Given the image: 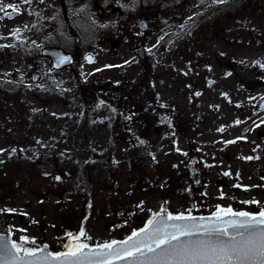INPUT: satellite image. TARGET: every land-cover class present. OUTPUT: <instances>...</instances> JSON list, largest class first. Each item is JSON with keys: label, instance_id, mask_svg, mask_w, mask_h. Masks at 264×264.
I'll return each mask as SVG.
<instances>
[{"label": "rangeland", "instance_id": "obj_1", "mask_svg": "<svg viewBox=\"0 0 264 264\" xmlns=\"http://www.w3.org/2000/svg\"><path fill=\"white\" fill-rule=\"evenodd\" d=\"M112 1L71 0V45L62 47L75 64L63 71L51 72L45 46L30 44L37 32L19 29L23 46L11 32L8 72L21 76L0 87V229L59 251L122 238L161 209L264 211V112L254 111L264 95V0L243 1L217 19L207 11L227 0ZM100 5L114 14L92 22L87 15ZM141 18L146 32L137 26ZM33 69L43 72L37 84L30 81ZM105 100L119 102L121 117L116 108L106 116ZM85 112L99 123L90 141L74 149ZM129 138H139L149 155L134 176ZM103 153L102 167L113 156L117 172L68 196L64 187L74 169L62 163L77 157L82 165ZM81 231L86 235L77 241Z\"/></svg>", "mask_w": 264, "mask_h": 264}, {"label": "snow or ice", "instance_id": "obj_2", "mask_svg": "<svg viewBox=\"0 0 264 264\" xmlns=\"http://www.w3.org/2000/svg\"><path fill=\"white\" fill-rule=\"evenodd\" d=\"M7 8L17 11L15 5ZM4 10L0 0V11ZM148 225L123 242L99 245L98 250L85 252L88 245L77 242L69 252L51 256L52 264H115L117 260L127 264H264V211L254 215L219 208L210 218L168 214L166 219L149 220ZM85 235L81 231L75 239ZM28 257L37 258L36 250L0 241L3 264H35Z\"/></svg>", "mask_w": 264, "mask_h": 264}, {"label": "flooded vegetation", "instance_id": "obj_3", "mask_svg": "<svg viewBox=\"0 0 264 264\" xmlns=\"http://www.w3.org/2000/svg\"><path fill=\"white\" fill-rule=\"evenodd\" d=\"M243 1L251 2V0H227V2L225 3L229 4L231 10H236L237 4H242ZM113 2L115 3V0L112 1V3ZM9 4L15 5L17 7V11L12 12L10 8H7V5ZM71 4V0H30V2L28 3H25V0H3L5 10L0 11V87L10 84L11 76H21L20 74H18L19 72H17V69H15L12 75L10 74V72H8L10 70V63L9 61L7 62V54L10 53V38L12 37V30L15 33L17 45L23 46L28 43L27 39H24L23 33L18 32L19 29H24L26 27L31 31H35V33L37 32L39 35L38 38L31 39L30 44L51 47L56 46L62 48L66 53L71 54L70 51H67L62 47V44L64 43L71 45ZM100 6V8L98 9V13L87 15V18L92 22L93 20L97 19L103 21L108 17L110 13H112V15L114 14L113 10H110L108 12V8L106 11V9H103L102 5ZM248 7L250 6H244V9L246 10L248 9ZM221 9H218L217 11ZM91 25L93 26V24ZM101 26L102 24H99L96 27ZM96 32L97 31L93 30L94 34H91V36L95 35ZM17 34H19L20 37H18ZM75 35L77 43H84V40H81V38L79 37L80 35H78L77 33ZM94 40L96 41V37H92L90 40H88V43L94 42ZM111 40L112 39L106 36L101 37L102 42H108ZM120 40H122V37L119 36L114 40V42L117 43L120 42ZM1 58H3V62H1ZM21 62H24L25 65H27L26 61L23 59V56H21ZM50 67L51 72H55L70 68L71 65L62 68L61 70H56L53 68L52 62L50 60ZM33 71H38L43 76L42 71L38 69H33L32 72ZM20 82L24 81L20 79ZM153 113H155V110L153 111Z\"/></svg>", "mask_w": 264, "mask_h": 264}, {"label": "trees", "instance_id": "obj_4", "mask_svg": "<svg viewBox=\"0 0 264 264\" xmlns=\"http://www.w3.org/2000/svg\"><path fill=\"white\" fill-rule=\"evenodd\" d=\"M159 5H163L166 7L167 2L163 1L161 4ZM155 6V8L159 11L160 9H162L161 7ZM171 12L170 9L165 8L164 13L169 14ZM210 12H213L210 11ZM151 13H152V9H151ZM92 89H89V92L87 93V95H90L91 98V92ZM93 95L96 93H92ZM98 100V99H97ZM95 102V104L97 103H101L100 100H98ZM115 104L116 107L113 106H106V105H110V103H106L105 100V104L104 106L107 107V109L105 108L104 112H106V116H110L112 113V111L110 109H114L116 108V113H118L119 117H121V112L119 110L118 104L119 102L117 100H115ZM92 103H89V106H92ZM102 106V107H104ZM101 113H103V111L101 109L97 110V115H100ZM98 118V117H97ZM99 118L97 119V121H94L93 119L89 118V115L85 114L81 117V121L79 122V130L78 133L76 134V136H74V144H73V148L74 149H80L79 148V143L80 140L83 141H90V132L92 130H94V128L98 125ZM80 131V132H79ZM128 156H129V169H130V175L132 174L133 176L137 173V171L141 170L144 166H146L149 162L147 158H149V155L146 154V150H145V146L144 143L142 141H140V139L138 138H129L128 139ZM147 145V143H146ZM103 154L99 155L98 158H96L94 161H85L82 165H78L80 164V160L77 159V157L72 158L71 160H67L64 161L62 163L63 167L65 166H69L71 167V169H74L71 172V179H69V181L67 180L66 184H65V192L67 191V195H81L83 193V191H91L93 189V187L100 183L101 181H105L106 179L108 180V178H111L112 173L115 171L117 172V167L118 165L115 164V162L113 161L114 158L113 156H110L107 165L105 167L103 166V163L105 162L104 158H106V156H103ZM108 158V157H107ZM196 159V158H195ZM194 159V160H195ZM192 157L189 156L188 160L186 161V163H184V168H189V164H191ZM67 163H71V166L68 165ZM80 167V168H77ZM68 169V168H67ZM60 173L65 176L66 171H64L63 168H61V170L59 169ZM186 181V174L183 177V181ZM71 192V194L69 193ZM68 206V203H67ZM91 204L89 205V208L91 209ZM115 238V237H114Z\"/></svg>", "mask_w": 264, "mask_h": 264}, {"label": "water", "instance_id": "obj_5", "mask_svg": "<svg viewBox=\"0 0 264 264\" xmlns=\"http://www.w3.org/2000/svg\"><path fill=\"white\" fill-rule=\"evenodd\" d=\"M138 27L140 28V30L145 31L148 29V22L147 20H140L138 23ZM42 54L45 56H48L52 62H53V66L56 69H61L64 66L68 65V64H72L73 63V56L72 54H67L65 53L61 48H57V47H46L42 50ZM41 78V75L38 72H33L31 75V81L33 83H37ZM255 110L256 111H264V95L261 96L260 98H258L256 100V105H255ZM169 213L168 211H165L164 209H161L160 211L154 213L149 220L154 219L157 216H164L165 219L167 217ZM254 215H258L259 213H252ZM172 215V214H171ZM215 213L213 214H195V215H191L193 217H197V218H210L212 216H214ZM149 220L139 229H137L134 232H140L143 229L147 228L148 222ZM169 223H172L171 221H169ZM133 232L131 234H129L128 236L122 238V239H116L113 241H118V242H123L125 240H127L130 236H132ZM0 241H3L4 243H6L7 245H11L12 243H17V244H23V246L25 248H29V249H34L37 252V258H32V257H28L26 258L27 260H33L35 259V264H52L51 261V256H54L56 254L59 253H67L70 250L69 249H65V250H59V251H54L53 249L50 248V246L47 243H24L25 239H22L20 241H15L13 240L12 237V233L9 230L6 229H0ZM112 242V241H111ZM108 242V243H111ZM83 244H87V243H83ZM104 244V243H103ZM88 248L85 249V252H89L90 250L93 249H97L98 250V246L102 245V244H97V245H90L87 244ZM41 249H43V251H41ZM21 256H23V253L20 254ZM48 256V259H44V257ZM95 259V257H93ZM0 264H3L2 261H0ZM115 264H127V262L125 261H121V260H117L115 262Z\"/></svg>", "mask_w": 264, "mask_h": 264}, {"label": "bare ground", "instance_id": "obj_6", "mask_svg": "<svg viewBox=\"0 0 264 264\" xmlns=\"http://www.w3.org/2000/svg\"><path fill=\"white\" fill-rule=\"evenodd\" d=\"M216 17V16H215ZM217 19V18H216ZM113 240H116L114 237L113 238H111V239H109V240H106V243H108V242H111V241H113ZM51 248V247H50ZM52 249V248H51ZM56 251V250H55ZM57 252V251H56Z\"/></svg>", "mask_w": 264, "mask_h": 264}]
</instances>
